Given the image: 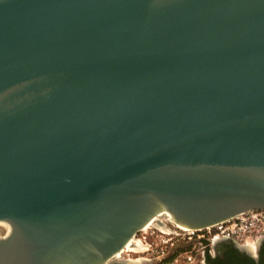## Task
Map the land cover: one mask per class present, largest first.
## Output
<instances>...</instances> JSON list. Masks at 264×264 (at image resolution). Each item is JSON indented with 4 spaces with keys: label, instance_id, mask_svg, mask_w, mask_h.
<instances>
[{
    "label": "water",
    "instance_id": "water-1",
    "mask_svg": "<svg viewBox=\"0 0 264 264\" xmlns=\"http://www.w3.org/2000/svg\"><path fill=\"white\" fill-rule=\"evenodd\" d=\"M262 209L264 0H0V264Z\"/></svg>",
    "mask_w": 264,
    "mask_h": 264
},
{
    "label": "built area",
    "instance_id": "built-area-1",
    "mask_svg": "<svg viewBox=\"0 0 264 264\" xmlns=\"http://www.w3.org/2000/svg\"><path fill=\"white\" fill-rule=\"evenodd\" d=\"M163 218L168 224L167 229L149 225L132 239L134 244H140L145 251L150 252L151 257L146 260H152L151 263L155 261V258L166 255L173 246L180 242L197 243L175 258L174 263L177 264L181 263L180 260L189 263L194 262L199 255L203 256L209 249L211 251L215 242L220 239L233 240L247 246L264 239V209L247 211L200 229L176 227L168 223L169 218ZM134 249L130 247V250L127 249L126 251L137 253V250ZM124 252L122 250L119 253V259Z\"/></svg>",
    "mask_w": 264,
    "mask_h": 264
},
{
    "label": "flooded vegetation",
    "instance_id": "flooded-vegetation-1",
    "mask_svg": "<svg viewBox=\"0 0 264 264\" xmlns=\"http://www.w3.org/2000/svg\"><path fill=\"white\" fill-rule=\"evenodd\" d=\"M255 252L258 253V259L254 258L253 256L249 255L248 253H243L238 250L236 247V243L233 240L229 239H220L216 243V247L214 248V252L211 250V254L213 257L219 258L217 261V264H233L230 263V256L231 255H238L240 258H242V261L239 263L236 262L234 264H245L251 263V260L254 262V264H264V239L258 241L255 244ZM112 264H121L119 262H115Z\"/></svg>",
    "mask_w": 264,
    "mask_h": 264
},
{
    "label": "rangeland",
    "instance_id": "rangeland-1",
    "mask_svg": "<svg viewBox=\"0 0 264 264\" xmlns=\"http://www.w3.org/2000/svg\"><path fill=\"white\" fill-rule=\"evenodd\" d=\"M7 233H8L7 228L5 226H0V237L6 235ZM177 244H179V243H177ZM173 247L163 257L167 256L170 253V251L173 249ZM215 247H216V244H214L213 247H212V251L213 252H214V248ZM188 248H190V247H188ZM188 248L178 250L175 253V255L173 257L169 258V259H163V257L155 258V261L153 263H150V264H157L159 262H161L163 264H177V263H174L175 258L177 256H179L180 254H182ZM205 254L203 256L202 255L201 256L199 255V257H196L197 259L194 262H192V263L184 262V261H181L180 260L181 263H178V264H207L206 261H205ZM150 257H151L150 256V252L145 251L144 249H142L141 251H138L137 253H134V252L126 251L125 250V252L121 255V258L120 259L122 261L128 262L130 260H146V259H148Z\"/></svg>",
    "mask_w": 264,
    "mask_h": 264
},
{
    "label": "bare ground",
    "instance_id": "bare-ground-1",
    "mask_svg": "<svg viewBox=\"0 0 264 264\" xmlns=\"http://www.w3.org/2000/svg\"><path fill=\"white\" fill-rule=\"evenodd\" d=\"M163 217H165V218H169L170 219V215L169 214H167V213H164V215H163ZM0 226H5L6 228H7V230L8 231H10V225L9 224H7V223H0ZM139 245V246H138ZM130 247H133V248H135L134 250H137V252L138 251H141L143 248H142V246H140V244H134V242L133 241H131L127 246H126V248L123 250V251H125V250H130ZM248 248L251 250V251H255V244H253V245H249L248 246ZM119 255L120 254H118L116 257H118L119 258ZM129 262V264H140V263H142V260H130V261H128Z\"/></svg>",
    "mask_w": 264,
    "mask_h": 264
},
{
    "label": "trees",
    "instance_id": "trees-1",
    "mask_svg": "<svg viewBox=\"0 0 264 264\" xmlns=\"http://www.w3.org/2000/svg\"><path fill=\"white\" fill-rule=\"evenodd\" d=\"M219 258H216V257H213V255L211 254V251L210 249L206 251V254H205V261L207 264H217V261H218ZM230 260L229 261L230 263H236V262H240L242 261V258H240L238 255H231L230 256ZM245 264H254V262L251 260V263H246Z\"/></svg>",
    "mask_w": 264,
    "mask_h": 264
}]
</instances>
